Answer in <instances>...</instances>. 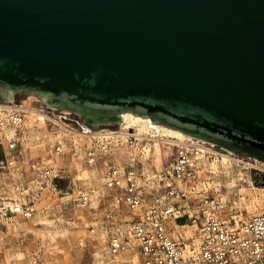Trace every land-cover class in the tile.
<instances>
[{
	"label": "water",
	"instance_id": "obj_1",
	"mask_svg": "<svg viewBox=\"0 0 264 264\" xmlns=\"http://www.w3.org/2000/svg\"><path fill=\"white\" fill-rule=\"evenodd\" d=\"M30 93L264 160V0H0V100Z\"/></svg>",
	"mask_w": 264,
	"mask_h": 264
},
{
	"label": "built area",
	"instance_id": "obj_2",
	"mask_svg": "<svg viewBox=\"0 0 264 264\" xmlns=\"http://www.w3.org/2000/svg\"><path fill=\"white\" fill-rule=\"evenodd\" d=\"M8 105L12 107L9 121L19 127L25 108L20 103ZM53 108L42 100L38 110L53 116ZM130 132L127 142H136ZM113 141L104 136L98 145H87L85 161L95 162L99 150H107ZM18 143V137L7 139L12 154L20 153ZM55 150L61 151L59 143ZM196 153L192 145H174L171 157L153 175L145 170L140 153L127 161L107 163L103 184L110 190L111 200L102 225L106 245L96 264H129V253L135 249L136 264H264V206L237 217L238 212L208 190L198 197L190 190L192 187L178 184L182 179L188 186L197 178ZM60 170L46 167L45 179L56 185L62 177ZM260 181L264 183V171ZM74 200L79 207H85L91 202V194L82 191ZM137 209L138 215L134 214ZM33 210L26 204L22 213L30 215ZM172 222L178 225V231H174ZM90 231L94 232L93 226Z\"/></svg>",
	"mask_w": 264,
	"mask_h": 264
},
{
	"label": "rangeland",
	"instance_id": "obj_3",
	"mask_svg": "<svg viewBox=\"0 0 264 264\" xmlns=\"http://www.w3.org/2000/svg\"><path fill=\"white\" fill-rule=\"evenodd\" d=\"M29 96L34 98L32 106L36 108L42 106L43 99L36 93L25 94L24 97L18 98L16 102L0 100V103L7 105L21 103L23 99ZM52 114V117L64 122L67 125L65 128H69V130L82 131V127L93 131H99L103 128L112 130L120 128V119L90 122L79 111L66 107H54ZM61 115H66V117L64 118ZM31 124L26 120L17 128V134L14 137L19 138L20 153L18 155L12 154L8 148L7 139L9 138H0V161L3 160L0 163V264H96L97 259L103 255L106 245L103 232L105 228L102 225L104 223V213L111 200V192L103 184V172L107 164L98 179H91L83 170L74 171V169L67 166V163L70 159L77 157H83L84 159L85 147L89 144L97 145V141L86 137L77 142L69 138L66 140L67 137L64 138L62 134L64 129L52 120L46 121L44 130L35 124L31 126ZM129 131H133V129H129ZM48 134L52 138L59 136L65 141L61 143L56 137L53 139L54 141L48 142L46 138ZM188 135L195 140H206V144H214L212 148L219 153L229 154L241 161L238 164L234 162L231 175L224 173L215 176L210 171H206L208 178L204 179L203 184H207L208 188L199 180L197 183L203 189L199 193L200 196L204 194L203 191L208 190L215 196L220 197L229 209L238 213H246L245 203L240 195L241 189L246 190L248 187L254 189L249 184L250 181L256 186H264V183L260 181V174L264 171V168H262L264 163L261 162H264V160L258 159L257 156L247 151H232L219 143L195 135ZM137 142V140L133 143L127 142V145H134ZM27 143L31 146H40L39 154L41 155L42 152L46 151L44 150L45 146L47 147L50 144L49 147L55 150V145L59 143L61 145L59 153H63L64 149L66 163L57 166L44 159L41 160L42 163L33 159H30L29 162L23 161L21 150ZM42 146H44L43 149ZM114 147L115 143L107 150L111 151ZM139 152L140 150L137 149L134 154ZM8 153L15 156L20 165L19 173L15 174V177L6 174L8 171L6 155ZM99 153L100 151L98 155ZM132 155L121 159L120 162L127 161ZM170 157L171 155L166 160ZM212 158L213 155L208 160ZM250 164L254 168L249 167ZM56 166L61 169L59 173L62 177L57 180L56 185H52L49 180L45 179L43 172L46 167L56 169ZM248 180L250 181L248 182ZM230 181H233L235 185L233 186ZM82 191L91 194V202L85 207H79L74 200ZM16 200L21 201L23 204L19 213L12 210V206L3 203L5 201L15 203ZM26 204H30L34 209L30 215L22 213ZM82 208L88 209V214L84 218L80 215ZM139 213L138 210L136 214ZM250 213L247 212L245 215ZM91 226L94 227V232L90 231ZM130 252L134 253L129 254H136V249ZM127 256L126 259L129 258ZM134 259L136 263V255Z\"/></svg>",
	"mask_w": 264,
	"mask_h": 264
},
{
	"label": "bare ground",
	"instance_id": "obj_4",
	"mask_svg": "<svg viewBox=\"0 0 264 264\" xmlns=\"http://www.w3.org/2000/svg\"><path fill=\"white\" fill-rule=\"evenodd\" d=\"M33 100L34 98L32 96H29L28 98L23 99L21 101L20 105L24 107L26 111L25 119L22 122H25L27 120V122H31L33 125L35 124L36 126L43 128L44 130L45 129L44 125H46L47 120L55 121L59 126H61L64 129L63 132L61 131L63 137L64 138L67 137L66 140H68V138L72 139L74 142H77L78 140L84 137L89 139L90 138L95 139L97 141V145H98V141L102 140L104 136L110 137L112 140H114L113 143H115V147L111 151L99 150L100 151L99 157L93 163L90 164L87 163L86 161H84L83 157L82 158L77 157L74 159H70L68 161L67 163L68 167L74 169V171L83 170L85 174L91 179H98V177L102 174V170L107 164V161L113 160L115 162H120L121 159L129 157L132 154H134V152L137 149H139L140 150L139 153L142 154L145 170H147L148 173H150V175H153L157 170H160L162 168L165 160L172 154L174 145L176 144L184 145V146L192 145L197 150L196 153L197 164L195 168L197 173V178L192 180L188 186L182 179H179L177 182L181 187H186L188 189L192 187L193 189L190 190L193 192V194H195V196L199 197L200 196L199 193H201L202 187H200L197 181L199 180L203 184L204 179L208 178L206 171H210L215 176L224 173H226L227 175H231V168L234 166V162L238 164L240 161L229 154L219 153L217 150L212 148L214 144H211L209 142L210 144L207 145L206 140L203 139L195 140L193 139V137L189 136L187 133L185 134V132H183L180 129L156 121H152V119L149 116H143L140 114L133 113L131 111H123L121 113V118H119L120 128L115 130L106 129V128L99 131H93V130L76 131L74 129L69 130V128H65L67 127V125L64 122H61L55 117L43 114L38 110V108L32 106ZM11 110L12 107L10 105L0 103V138L14 137L15 134H17V128L20 127V126L17 127L10 123L9 117L11 115ZM129 129H133L132 134L135 136V139L138 141L136 144L134 143V145L132 144L130 146L127 145L128 136L131 134ZM46 138L48 142L54 141L53 140L54 138H56L61 143L65 141L64 139H61V137L59 136H55L54 138H52L50 134H48ZM115 141L117 142L119 141V143H116ZM27 144H25L24 145L25 147L23 148V150H21L23 161L29 162L30 159L31 160L33 159L34 161L39 160V162L42 163L41 160L44 159L46 161L48 160L50 163L57 166L66 163L64 149H63V153H59L57 151L55 152V150H53L52 147H49L50 144L47 147L44 145L45 146L44 150H46L47 152L45 151L44 152L45 154L42 152L41 155L39 154L40 146L37 145L31 146ZM137 145H139L140 147H138ZM44 146H42V149ZM134 155H132V157ZM212 155L213 158L208 160V158ZM6 158H7V169H8L6 174L15 177L14 175L19 173V169H20L19 162H17V158H15V156H12L10 153L6 155ZM249 167H253V165L250 164ZM256 167L259 168L260 166H256ZM249 181L250 180H248V182ZM230 183L233 186L235 185L233 181H230ZM249 184H251L254 187V189L252 188L249 189L248 187V189L246 190L241 189L242 192H240L241 199L245 203L244 207L246 208V213H236L237 217L243 216L247 214V212L252 213L256 209L258 210L259 207L264 206V186H256L252 184V181H250ZM204 186L207 187V184H205ZM216 189L218 190V187ZM205 192L206 190L203 193L205 194ZM3 203L7 206L9 205L12 206V210H14L15 212L19 213L22 210L23 204L21 201L16 200L15 203L10 201H5ZM138 210L139 209L135 210L134 214H136ZM129 213H127V216L130 215ZM86 214H88V209L82 208L80 214L81 217L84 218ZM173 223L174 222H172V227L174 231H178L179 230L178 225ZM186 230L189 231L190 227H188ZM130 255H132V257L128 260L130 261L128 263L136 264L134 259L136 254H130Z\"/></svg>",
	"mask_w": 264,
	"mask_h": 264
},
{
	"label": "flooded vegetation",
	"instance_id": "obj_5",
	"mask_svg": "<svg viewBox=\"0 0 264 264\" xmlns=\"http://www.w3.org/2000/svg\"><path fill=\"white\" fill-rule=\"evenodd\" d=\"M85 117H87V119H89V120H90V118H91L89 115H85Z\"/></svg>",
	"mask_w": 264,
	"mask_h": 264
},
{
	"label": "crops",
	"instance_id": "obj_6",
	"mask_svg": "<svg viewBox=\"0 0 264 264\" xmlns=\"http://www.w3.org/2000/svg\"><path fill=\"white\" fill-rule=\"evenodd\" d=\"M125 257H126V255H125Z\"/></svg>",
	"mask_w": 264,
	"mask_h": 264
}]
</instances>
